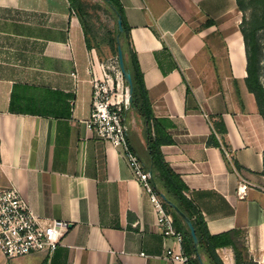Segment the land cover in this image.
Returning a JSON list of instances; mask_svg holds the SVG:
<instances>
[{
	"label": "crops",
	"instance_id": "crops-1",
	"mask_svg": "<svg viewBox=\"0 0 264 264\" xmlns=\"http://www.w3.org/2000/svg\"><path fill=\"white\" fill-rule=\"evenodd\" d=\"M119 1L161 150L210 233L230 235L218 255L264 264V117L246 81L239 0ZM110 63L70 0H0V186H16L41 219L66 222L55 251H0V264H185L166 256L179 245L163 234L124 149L87 125L94 71ZM124 112L149 160L144 120Z\"/></svg>",
	"mask_w": 264,
	"mask_h": 264
},
{
	"label": "built area",
	"instance_id": "built-area-1",
	"mask_svg": "<svg viewBox=\"0 0 264 264\" xmlns=\"http://www.w3.org/2000/svg\"><path fill=\"white\" fill-rule=\"evenodd\" d=\"M92 84L88 127L98 139L124 149L135 176L149 193L163 234L175 239L179 245L178 251L168 249L166 256L192 264L191 258L195 255L189 254L184 247L185 230L177 227L172 208L167 206L153 183V174L129 144L130 128L124 111L130 106L131 99L119 65L110 63L103 65L99 73L94 71ZM64 228V221L41 219L16 186H0V251L7 258L55 251L61 243Z\"/></svg>",
	"mask_w": 264,
	"mask_h": 264
},
{
	"label": "trees",
	"instance_id": "trees-1",
	"mask_svg": "<svg viewBox=\"0 0 264 264\" xmlns=\"http://www.w3.org/2000/svg\"><path fill=\"white\" fill-rule=\"evenodd\" d=\"M111 1L112 4L105 1L107 6L113 11L116 18L118 17V12L121 13L123 17L124 32L120 37L125 52L126 65L131 71L134 81L133 99L131 100L130 108L135 109V111L141 115L146 124L149 160H145L142 155L137 153V149L131 141L132 139L128 136L129 144L139 157L145 161L147 168L153 172V183L155 184L156 189L159 192H164L167 198L175 203L193 221L199 237V243L197 246L194 244L190 230L183 218L172 209L176 225L178 228L186 230V238L184 242L186 251L189 254L196 253L199 255L201 251H203V253L209 258L211 264H224L216 249L227 242L231 243L230 235L229 233H210L202 212L193 199L187 195L189 189L188 185L166 160L165 155L161 150V145L165 140L162 137L163 132L153 111L144 76L139 66L137 54L133 52L129 45V26L124 18V8L119 0ZM70 2L74 10L80 8L82 4V0H70ZM254 2H256V0H239V7L246 11L254 6ZM262 2H264V0H262ZM257 31L258 29L254 31L252 40H250V35L244 29L248 55V76L246 81L249 89L255 93L260 112L264 117V82L261 80V67L259 64L262 56V48L259 46L260 35H258ZM117 34L118 26L116 28V40L118 39ZM126 53H129L128 58L126 57ZM152 131H154V134ZM167 206L169 205L167 204Z\"/></svg>",
	"mask_w": 264,
	"mask_h": 264
},
{
	"label": "rangeland",
	"instance_id": "rangeland-1",
	"mask_svg": "<svg viewBox=\"0 0 264 264\" xmlns=\"http://www.w3.org/2000/svg\"><path fill=\"white\" fill-rule=\"evenodd\" d=\"M89 41L95 46L103 60L119 65L116 40L117 18L104 0H82L80 8H76ZM243 27L252 35L256 29L260 35L259 46L262 48L260 61L261 80L264 82V2L256 0L254 6L244 11ZM263 27V28H261ZM134 125L133 120L131 121ZM241 264H257L251 260H242Z\"/></svg>",
	"mask_w": 264,
	"mask_h": 264
},
{
	"label": "water",
	"instance_id": "water-1",
	"mask_svg": "<svg viewBox=\"0 0 264 264\" xmlns=\"http://www.w3.org/2000/svg\"><path fill=\"white\" fill-rule=\"evenodd\" d=\"M109 2L110 4H112L111 0H104ZM117 23H118V34H117V48H118V59H119V67L120 70L123 74V77L126 81V83L128 84V90H129V96L130 99H133V92H134V81H133V76L131 71L127 68L126 65V60H125V52H124V48H123V44H122V40H121V34L124 32V24H123V17L121 15V13L118 12V17H117ZM151 173L153 174V172L151 171ZM162 197L164 198V200L167 202V204L174 209L184 220V222L187 224L190 233L192 235V238L194 240V244L197 246L199 243V237L197 235L196 232V228L195 225L193 223V221L191 220V218L185 214V212H183L175 203H173L171 200H169L166 196V194L164 192H161ZM203 264V263H202Z\"/></svg>",
	"mask_w": 264,
	"mask_h": 264
}]
</instances>
